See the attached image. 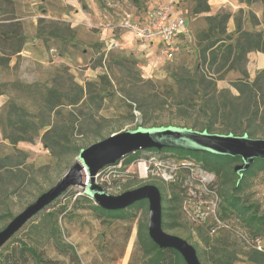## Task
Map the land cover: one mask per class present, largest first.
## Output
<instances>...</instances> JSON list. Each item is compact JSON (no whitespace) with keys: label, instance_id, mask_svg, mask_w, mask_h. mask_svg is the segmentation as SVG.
<instances>
[{"label":"rangeland","instance_id":"1","mask_svg":"<svg viewBox=\"0 0 264 264\" xmlns=\"http://www.w3.org/2000/svg\"><path fill=\"white\" fill-rule=\"evenodd\" d=\"M145 1L94 0L97 14L92 13V6H86L95 15L91 22L70 29L64 21L48 17V7L59 12L60 3L13 0L25 41L22 50L10 58L11 65L10 61L0 64V158L9 156L0 169V230L64 175L76 161L75 147L85 148L138 126L201 130L210 120L202 113L204 97L199 92L190 94L185 87L187 80L204 74L216 96L222 93L231 97L238 95L234 87L238 80L251 83L256 77L264 79L260 74L264 70V0H205L209 5L206 12H194L198 0H178L188 28L197 36L208 28V16L218 20L226 16V30L213 47L240 39V62L226 65L219 73L208 61L203 63L196 49L156 67L147 66V59L126 45L124 37L130 33L128 24L145 15ZM205 43L201 41V46ZM48 98L61 104L50 109ZM263 106L259 101L258 115L252 119L249 135L253 138H264ZM219 113L210 132L228 133ZM26 124L28 132L24 134L19 128ZM49 128L66 136L64 151L43 145L42 136ZM234 133L240 135L242 131ZM14 135L27 139L12 143ZM237 163L240 161L215 174L220 215L227 227L210 234L207 226L196 224L182 212L181 203L162 216L164 231L186 239L203 264H214L218 256L225 258V264H258L250 259L252 252L264 254V225L263 231L254 235L229 208V200L235 196L239 204L250 207L248 213L255 209L264 213V169L245 176L241 189L235 191L237 174L233 167ZM180 174L173 183L152 178L145 183L159 186L163 196L182 194ZM108 180L120 185L119 192L110 194L144 183L131 172L109 173ZM91 204L95 203L82 187H68L0 247V264H34L29 253L21 250L24 245L51 260L46 264H147L142 252L133 248L138 223L147 222V203L131 208L127 220L99 217ZM161 205L169 204L162 201ZM47 212H52L61 241L70 245L73 253L70 248L65 247L64 252L54 246L49 235L52 221L43 219ZM256 239L262 250L256 249Z\"/></svg>","mask_w":264,"mask_h":264},{"label":"trees","instance_id":"2","mask_svg":"<svg viewBox=\"0 0 264 264\" xmlns=\"http://www.w3.org/2000/svg\"><path fill=\"white\" fill-rule=\"evenodd\" d=\"M208 10L209 5L207 4V2L205 0H198V4L194 12H206ZM207 20L209 21V26L206 31L199 34V36H197L193 32L194 43L197 50V56L200 55L202 57L203 63L208 61V64L210 66H214V72L219 73L226 65L232 67L236 63L240 62V39H236L234 43H229L226 46L220 44L213 47L219 39V36L226 30L224 25L226 16L224 17V19L220 20H218L217 17L208 16ZM203 40H206V43L201 46V41ZM24 41L25 37L22 31V25L18 17L16 16L13 0H0V64L8 65L10 58L18 54L22 50ZM246 51L247 50H244L243 52L245 53ZM186 55H188V53L182 52V54H179L178 56ZM260 74L264 76V70H262ZM259 78L260 77H256L255 80L251 83L238 80V82L234 83V87L238 91V95L231 97L223 95L222 93L216 96L214 94L215 88L210 86L211 82L206 80L204 74H201L196 79L192 78L187 80V85L185 87L188 89L189 93L194 95L199 92L204 97V108H202V113L210 120L201 130L210 132L209 128L215 123L214 119L218 117V115L220 114L219 112L221 111V123L227 130H229L228 133L236 134L234 133V131L241 130V134L246 133L251 137V135H249L251 134L249 129H251L252 127V119L258 115L259 101L260 103L264 104V79L261 81ZM1 94H3V90L0 84V95ZM218 98L220 100H218ZM46 102L50 104V109H54L57 105L61 104L59 101L52 102L49 100V98L46 100ZM207 110L210 111L209 114H207ZM260 116L261 120L264 123V106L261 110ZM244 121H246V124H244ZM7 122L10 125H14V122L11 119H8ZM27 129V124L22 128H19V130L24 134L28 132ZM25 139L27 138H25L24 136L14 135L11 138V142L14 143L16 141ZM67 141L68 140L66 139V136L63 135L62 132L55 129L53 130L52 128L45 130L42 136V143L45 147H56L59 149V152L64 151V143H66ZM81 148L82 147H75L73 152L75 154H78ZM150 152H160L165 155L175 154L179 158L185 157L193 159L197 163H199L203 169L213 172L214 174H218L220 171L225 170L228 165L240 161V158L238 157L216 155L210 152L189 151L176 148H162L160 150L150 148L145 150H138L126 154L120 159L123 160L125 164H129L131 161L137 159L140 156H145ZM8 158L9 156L0 158V169L3 167L4 162ZM117 161L118 160H116L115 162ZM255 169H264V159H255L252 165L243 172L242 177L239 180L237 176L233 189L235 191H239L241 189V185L245 176L253 175ZM143 184L144 183H140L133 188H136ZM157 188L159 189L161 195V202L165 201L167 202V204H169L167 207L161 205V216H163L165 210L175 209L176 203H181L182 194L178 192L173 193L170 197H167L166 195L163 196L162 190L159 186H157ZM64 193L65 191L62 194ZM145 203H147L146 200H140L123 209H104L97 204L91 205L94 212L99 217H103L104 219L109 220H127L131 216V208L135 206H142ZM49 204L45 207L49 206ZM229 208L232 209L244 221V223L252 229L254 235H259L263 231L264 213H259L257 209L253 210L252 213H248L250 207L239 204V199L235 196H231L229 200ZM51 213L52 212H47L43 219L48 218L52 221L49 235L54 243V246L56 247V249L64 252L67 251L65 247L70 248L71 252L73 253L72 247L70 245H65L61 241L60 230L57 221L56 219L52 218ZM161 227L162 229L164 227V222L162 219ZM133 248H138L142 252L143 257L146 258L147 264H185L182 256L175 249L160 248L150 239L147 232V222L141 221L138 223V231ZM21 250L29 253V255L34 260V264H46L51 261L48 258L44 257L42 253L37 251L34 247L24 245ZM196 254L199 262L203 264L197 251ZM250 259L258 264L263 263L264 254L254 250L250 256ZM214 264H225V258L222 256H218L214 260Z\"/></svg>","mask_w":264,"mask_h":264},{"label":"water","instance_id":"3","mask_svg":"<svg viewBox=\"0 0 264 264\" xmlns=\"http://www.w3.org/2000/svg\"><path fill=\"white\" fill-rule=\"evenodd\" d=\"M155 148H176L189 151L210 152L240 158L233 170L238 180L255 159H264V138H253L244 133H213L180 126H138L123 130L81 148L76 161L64 175L46 191L38 195L20 213L15 215L0 230V247L46 205L60 196L70 186L82 187L84 193L95 204L104 209H123L146 200L147 232L150 239L160 248H173L185 264H201L195 248L185 239L165 232L161 227V195L154 184L145 183L120 194H110L95 181V174L105 165L113 164L126 154Z\"/></svg>","mask_w":264,"mask_h":264},{"label":"built area","instance_id":"4","mask_svg":"<svg viewBox=\"0 0 264 264\" xmlns=\"http://www.w3.org/2000/svg\"><path fill=\"white\" fill-rule=\"evenodd\" d=\"M128 27L133 38L141 43L157 41L158 48L152 58L155 64L172 61L182 52L192 54L196 49L187 20L182 13L175 10L173 3L157 5L143 23H129ZM122 172H131L144 183L149 178L173 183L178 180L181 172L182 212L196 224L207 226L210 234L227 227L226 221L220 215V199L214 185L216 175L203 169L195 160L150 152L129 164L120 159L103 166L94 178L107 192H119L120 185L108 180V174L113 173L116 176ZM256 249L262 250L259 239H256Z\"/></svg>","mask_w":264,"mask_h":264},{"label":"crops","instance_id":"5","mask_svg":"<svg viewBox=\"0 0 264 264\" xmlns=\"http://www.w3.org/2000/svg\"><path fill=\"white\" fill-rule=\"evenodd\" d=\"M25 1L32 3L34 0H25ZM51 2L60 3L62 8L58 12V11H54L53 8L49 6L48 12H47L48 17H50L51 19H55V20L60 19L61 21H64L65 23L68 24L70 29H79L80 27H82V25L90 23L91 18L95 17V15H92V13L97 14L96 9H95L96 6H95L94 0H51ZM160 2L161 4L162 3H173L175 10L178 13L183 14V10L181 6L179 5L178 0H148V1H145V4H147V8H146L147 11L145 15L141 19L139 18L140 20L136 19L135 21L138 20L137 22L143 23L144 20H146V18L150 14V12L157 5H159L158 3ZM86 6L87 7L92 6V9H93L92 13L86 9ZM107 31L108 30H103V32H107ZM124 32H127V31H124ZM124 35L126 39L125 44L128 46H133L134 49H137L138 51H140L142 56H144V58L147 59V62H148L147 66L156 67L157 65H159V64H155L152 60L153 53L158 48L157 41L153 40L152 42L145 44V43H141L140 41L134 39L131 33H124ZM10 65H11V61H10Z\"/></svg>","mask_w":264,"mask_h":264}]
</instances>
